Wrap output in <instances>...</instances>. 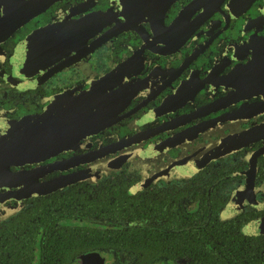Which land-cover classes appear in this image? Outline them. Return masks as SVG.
Segmentation results:
<instances>
[{
	"label": "flooded vegetation",
	"instance_id": "af4514ba",
	"mask_svg": "<svg viewBox=\"0 0 264 264\" xmlns=\"http://www.w3.org/2000/svg\"><path fill=\"white\" fill-rule=\"evenodd\" d=\"M64 104L99 123L21 165L6 142L0 229L71 190L109 207L61 225L115 231L84 264H202L235 244L264 255V234L243 232L264 218V0H0V139ZM18 173L33 177L18 187ZM238 191L242 211L224 218Z\"/></svg>",
	"mask_w": 264,
	"mask_h": 264
},
{
	"label": "trees",
	"instance_id": "16d2710c",
	"mask_svg": "<svg viewBox=\"0 0 264 264\" xmlns=\"http://www.w3.org/2000/svg\"><path fill=\"white\" fill-rule=\"evenodd\" d=\"M107 207L108 203L101 196H98V200L95 196H92L91 200H86L83 195L77 196L71 190L55 195L51 199L39 198L27 210L6 217L5 224L0 229V264H33V249L38 235V264H73L98 247L115 249V244L110 239L115 233L114 229L88 230L86 233L81 231L77 223L60 224L66 220L75 221L98 216L101 209L104 211ZM234 231V228L230 230L231 233ZM96 234L97 238L93 239ZM163 237L161 232L150 242L151 248L154 251L156 249L157 253L160 252ZM182 240V237L178 239L182 242L178 246L189 252L192 244L184 243ZM200 263L264 264V255L254 250L249 252L247 247L239 249L235 244V247L232 246L227 252L222 249L219 257L210 254Z\"/></svg>",
	"mask_w": 264,
	"mask_h": 264
},
{
	"label": "water",
	"instance_id": "95a60500",
	"mask_svg": "<svg viewBox=\"0 0 264 264\" xmlns=\"http://www.w3.org/2000/svg\"><path fill=\"white\" fill-rule=\"evenodd\" d=\"M72 108L78 109V107H75L74 105L70 108H68L66 104L58 105L54 109L44 113L45 115L43 116L21 119L18 122V134L16 132H12V130L2 134L0 142L4 145H1L2 147H0V149L2 151L4 150L6 142L9 143L18 141V146H5L6 150L10 151L8 156L18 158V165L22 164V161L19 160L24 159L23 163H30L26 159H31L38 156L40 153L54 155L62 152L65 148H68L74 140L78 139L80 135L91 133L84 131L83 126L99 123L97 120L100 116H93L89 112L81 115V113L78 112L79 110L74 111L71 110ZM16 127L17 125H14L13 130L16 129ZM261 152H264V149L259 153ZM61 165L63 166L67 164L62 163ZM58 166L60 165H54L53 167L56 168ZM5 167L6 164L4 162H0V174L5 172ZM31 177H33L31 173H18V187L22 183L25 184L26 180H31ZM62 182L66 184L69 181L65 179L53 181L52 184L46 185L42 189L35 190L33 194L47 193L60 188L62 186ZM36 184L37 186H40L37 181ZM31 186L32 185L29 186L30 189L32 188ZM9 213H7L8 216L14 214V211ZM89 256L92 255L80 257L75 264H84ZM35 263L36 262L33 264Z\"/></svg>",
	"mask_w": 264,
	"mask_h": 264
},
{
	"label": "rangeland",
	"instance_id": "374dc122",
	"mask_svg": "<svg viewBox=\"0 0 264 264\" xmlns=\"http://www.w3.org/2000/svg\"><path fill=\"white\" fill-rule=\"evenodd\" d=\"M256 191L263 192V194H264V185L262 186V188H260ZM238 193H239L238 197L236 195H234V196H230L228 198L229 202L225 208V211L222 212V216L224 218L233 217L234 215H237L242 211L245 202H244L243 198L240 196H242L243 192L241 193L240 191H238ZM0 217H1V219L5 218V217H3V215ZM243 232L245 234H264V218H260L256 221H253L250 224L246 225L243 229Z\"/></svg>",
	"mask_w": 264,
	"mask_h": 264
}]
</instances>
